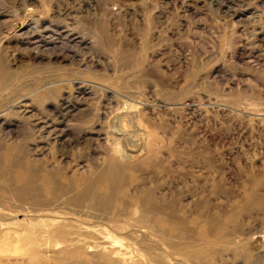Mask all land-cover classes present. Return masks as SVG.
<instances>
[{
    "label": "rangeland",
    "instance_id": "1",
    "mask_svg": "<svg viewBox=\"0 0 264 264\" xmlns=\"http://www.w3.org/2000/svg\"><path fill=\"white\" fill-rule=\"evenodd\" d=\"M0 264H264V0H0Z\"/></svg>",
    "mask_w": 264,
    "mask_h": 264
},
{
    "label": "bare ground",
    "instance_id": "2",
    "mask_svg": "<svg viewBox=\"0 0 264 264\" xmlns=\"http://www.w3.org/2000/svg\"><path fill=\"white\" fill-rule=\"evenodd\" d=\"M124 112H125V114H119L120 115V118H121V121H122V119H128V121L129 122H131L132 121V123H133V121H134V119H136L135 118V114H130V110H128V109H125L124 110ZM118 115V114H117ZM119 117V116H118ZM123 122V121H122ZM134 123H136V120H135V122ZM138 124V123H137ZM131 125V124H130ZM128 127V126H127ZM123 128V127H122ZM122 128H120L119 129V132H120V137H122L123 139H128V138H126V136H125V134H129L130 133V135L133 133V127L132 128H126V127H124V128H126L125 130H127V132H123L121 129ZM137 129H143V128H137ZM140 131V130H139ZM147 132L148 131H145V132H143L142 134H143V136H146L147 135ZM149 133V132H148ZM136 134V133H135ZM138 134V133H137ZM129 135V136H130ZM129 136H127V137H129ZM139 136V135H138ZM137 138V137H136ZM129 139H131L132 141H133V139L130 137ZM135 139V138H134ZM122 140V139H121ZM129 141V140H128ZM120 143V142H119ZM117 145H119V144H117ZM115 148H118V146H116L115 145ZM145 150H147L148 151V146H146V149ZM19 175L21 174L22 175V173L20 172V173H18ZM19 175H17V176H19ZM20 177V176H19ZM28 178V177H27ZM21 180V179H20ZM27 181H30V180H32V176H30L28 179H26ZM25 180V181H26ZM32 203V202H31ZM37 204V203H36ZM32 207V206H31ZM34 210V209H33ZM207 241H208V243H211V240L210 239H207Z\"/></svg>",
    "mask_w": 264,
    "mask_h": 264
}]
</instances>
